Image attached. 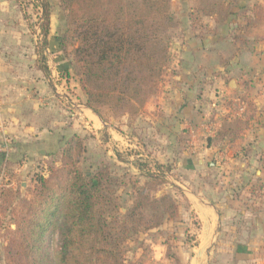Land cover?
<instances>
[{
	"label": "rangeland",
	"instance_id": "374dc122",
	"mask_svg": "<svg viewBox=\"0 0 264 264\" xmlns=\"http://www.w3.org/2000/svg\"><path fill=\"white\" fill-rule=\"evenodd\" d=\"M224 1L229 4V15L225 20H217L216 17L191 18L189 10L198 4V0L173 4L171 1L180 29L178 35L169 40L168 64L157 86L136 114H122L104 105L100 108V121L138 136L142 132L140 120L143 116L156 117L159 109L162 112L160 114L164 115L163 109L167 110L168 105L182 103L186 106V116L191 119L189 129L197 139H201L195 144L212 147L206 160L212 164L213 161L223 163L225 157L220 159L219 155L214 154V150L219 149L222 152L226 149L224 153L239 151L245 156L247 145L251 144L258 132L257 128L264 124V0ZM48 2L50 20L48 35L44 39L40 0H0V70L19 75L18 68L30 66L50 74L46 61L51 64L53 55L56 58L59 56V62L66 65L65 69H60L61 75L70 79L73 86L79 87L85 103L86 96L79 85L80 69L73 57L78 40L68 29L60 0ZM48 39L54 45L48 46ZM46 48L50 50L46 51ZM60 63L56 62L58 65ZM51 66L53 68V64ZM0 80L5 82L3 85L7 84L6 76L0 77ZM231 80L236 82L234 87L233 84L228 86ZM238 114L242 115L240 125L251 117V130H242L239 139L234 141L212 140V137L206 139V135L225 117L234 119ZM0 116L3 123L2 114ZM0 127V154H4L0 159V264H7L4 248L14 229L20 202L32 198L36 178L46 176L49 166L61 165L60 148L66 138L76 133L65 134L60 146L42 157L15 150L13 138L5 125ZM2 133L10 140H5ZM59 135L57 132L55 138ZM78 136L85 147L79 167L82 170H107L115 180L119 212L122 213L123 207H128L132 201V183L141 186L149 174H153L150 172L151 166L148 162L131 159L130 162L143 167L140 177L139 173L125 164L128 160L125 155L121 158L123 162L119 163L120 160L113 156L117 147L104 145L101 140L105 139V135L99 130L98 133ZM260 138L263 140L264 136ZM234 165L230 162L214 167L204 163L202 167L195 165L185 173L174 170L171 175L198 193L203 203L215 204L221 216H238L241 210L247 211V216L264 215V172L260 175L259 172H252V168L246 171ZM164 173L157 172L161 174L157 194L171 193L177 212L175 218L165 219L158 228L140 233L126 243L125 258L135 264H179L174 247L181 242L189 244L188 238L193 239L190 235L192 232H186L189 227L183 217L198 216V212L190 209L188 202L176 189L178 186ZM238 195H241L239 202H230ZM191 224L194 229L199 227L195 219H192ZM55 250L56 238L50 244L52 256Z\"/></svg>",
	"mask_w": 264,
	"mask_h": 264
},
{
	"label": "trees",
	"instance_id": "16d2710c",
	"mask_svg": "<svg viewBox=\"0 0 264 264\" xmlns=\"http://www.w3.org/2000/svg\"><path fill=\"white\" fill-rule=\"evenodd\" d=\"M40 2L46 39L50 4ZM60 6L78 40L73 57L85 106L98 117L104 105L136 114L157 86L168 64L169 40L180 29L171 0H60ZM228 9L224 0H198L189 16L225 20ZM233 118L222 120L212 140L234 141L249 128L250 116L243 125L242 115ZM81 140L76 134L65 139L61 165L49 166L46 176L36 178L32 198L20 202L4 248L7 264H135L125 258L126 243L176 215L172 194H157L161 174L154 172L141 186L132 183V201L119 212L116 183L107 170L79 167L85 153ZM168 169L157 166L161 173Z\"/></svg>",
	"mask_w": 264,
	"mask_h": 264
},
{
	"label": "crops",
	"instance_id": "0c3cea01",
	"mask_svg": "<svg viewBox=\"0 0 264 264\" xmlns=\"http://www.w3.org/2000/svg\"><path fill=\"white\" fill-rule=\"evenodd\" d=\"M171 1L173 4L186 0ZM46 42L48 46L54 45L49 39ZM49 50L50 48H46V51ZM60 60L59 56L56 58L53 55L50 61L53 68L46 61L50 74L39 68H29L30 66L25 69L22 66L18 68L19 75L0 70V77L7 78L6 85L0 80V111L4 121L2 125H5L13 138V148L26 155L30 153L32 156L43 157L47 152L58 148L65 134L69 132L85 136L98 133L99 130L105 135V139L101 140L104 145L117 147L113 156L120 160L119 163L123 162L121 158L125 155L128 159L125 164L135 173H139L140 177L144 169L135 162H130L131 159L148 162L151 166L150 172L154 173L159 172L157 166L169 167L164 173L166 178H170L181 189L190 209L198 212V216L183 217L189 227L186 232H192L190 235L193 239L188 238L189 244L181 242L174 247L179 264H264V215L247 216V211L241 210L238 216H221L215 204L203 203L198 193L185 187L171 175L174 170L185 173L195 165L202 167L204 163L219 167L230 162L240 170L249 171L252 168V172H259L261 175L264 172L260 163V156L264 152V139L260 137L264 136V124L257 128L258 132L251 144L247 145L245 156L239 151L229 150L224 153L226 149L223 152L221 149L214 150V154L219 155L220 159L222 156L225 159L222 165L214 161L212 164L205 159L212 147L208 144L205 147L195 144L201 139H197L189 129L191 119L186 116V106L182 103L168 105L167 110L163 109L166 113L164 115L160 114L162 112L159 109L156 117L143 116L140 120L143 124L142 132L138 136L127 134L110 123L100 121L85 106L79 87L73 86L70 79L61 75L60 69H65L66 65L60 63ZM232 84L234 87L236 82L231 80L228 86L231 87ZM220 124L206 135V139L215 137ZM249 130L250 124L243 131ZM57 132L60 135L55 138ZM240 199L241 195H238L230 202H239ZM192 219L197 221L198 228L191 227Z\"/></svg>",
	"mask_w": 264,
	"mask_h": 264
},
{
	"label": "built area",
	"instance_id": "2783aa9c",
	"mask_svg": "<svg viewBox=\"0 0 264 264\" xmlns=\"http://www.w3.org/2000/svg\"><path fill=\"white\" fill-rule=\"evenodd\" d=\"M0 115H1V113H0ZM1 117V116H0ZM2 125V120H1V118H0V126ZM1 128V127H0ZM3 135H4V137H6L5 138V140H7V141H9L10 140V138H8L7 137V135L5 134V133H2Z\"/></svg>",
	"mask_w": 264,
	"mask_h": 264
},
{
	"label": "bare ground",
	"instance_id": "6f19581e",
	"mask_svg": "<svg viewBox=\"0 0 264 264\" xmlns=\"http://www.w3.org/2000/svg\"><path fill=\"white\" fill-rule=\"evenodd\" d=\"M205 242V241H204Z\"/></svg>",
	"mask_w": 264,
	"mask_h": 264
}]
</instances>
